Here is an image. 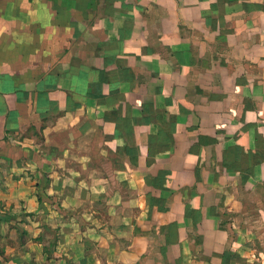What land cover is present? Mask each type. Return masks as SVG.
I'll list each match as a JSON object with an SVG mask.
<instances>
[{
	"label": "crops",
	"instance_id": "1",
	"mask_svg": "<svg viewBox=\"0 0 264 264\" xmlns=\"http://www.w3.org/2000/svg\"><path fill=\"white\" fill-rule=\"evenodd\" d=\"M259 200L264 0H0V264H233Z\"/></svg>",
	"mask_w": 264,
	"mask_h": 264
},
{
	"label": "rangeland",
	"instance_id": "2",
	"mask_svg": "<svg viewBox=\"0 0 264 264\" xmlns=\"http://www.w3.org/2000/svg\"><path fill=\"white\" fill-rule=\"evenodd\" d=\"M258 207L259 209H251L249 206L246 208L247 213L227 214L221 217L222 221L232 226L229 237L235 242L231 254L233 264H264V245L258 240L264 242V207L260 200Z\"/></svg>",
	"mask_w": 264,
	"mask_h": 264
}]
</instances>
